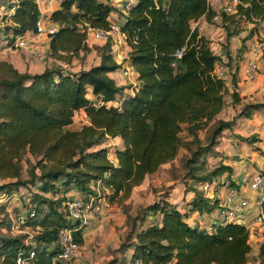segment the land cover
<instances>
[{"label": "trees", "instance_id": "obj_1", "mask_svg": "<svg viewBox=\"0 0 264 264\" xmlns=\"http://www.w3.org/2000/svg\"><path fill=\"white\" fill-rule=\"evenodd\" d=\"M118 1L123 9L132 4L123 12L113 0H60L59 8L47 15L57 32L48 37L51 62L43 72L20 73L12 63L0 61V193L11 196L25 188L32 196L38 217L26 227L42 231L34 239L39 247L30 264H61L59 235L75 227L63 211L69 191L77 189L84 198L101 194L111 204H123L166 165H171V180L194 196L185 201L184 211L171 194L143 208L133 220L128 244L122 245L124 254L133 252L131 264H248L253 248L246 225L218 218L209 231L188 222L189 212L204 215L222 207L203 187L214 185L220 192L218 180L224 175L231 179L235 172L224 162H210L221 154L225 132L237 126L236 120L218 119L227 96L241 103L236 58L229 52L224 58L215 54L200 32V22L212 24L216 11L208 0ZM240 1L247 7L240 6L233 16L224 14L223 23L233 25L235 35L243 25H254L241 55L254 37L264 47L255 24H264V0ZM0 4L9 12L0 17V41L13 43L36 33L44 16L39 0ZM116 12L130 48L123 63L116 61L112 36L98 47L89 44L91 31H110ZM93 51L101 60L98 66L71 70L75 61L83 62ZM223 59L228 60L225 76L230 75V81L216 74ZM125 65L135 73L136 84L120 86L110 76ZM80 111L88 123L72 130ZM259 112H264V103L246 104L238 120ZM237 137L257 147L258 137ZM111 139H121L123 148L105 146ZM234 182L228 184L238 188ZM259 205L258 213H264V196ZM44 207L48 211L39 218ZM12 226L8 220L0 224L1 231H7L0 234V264H17L19 256L29 260L33 249L25 243L27 237L11 236ZM75 239L84 246L82 232L75 233ZM259 257L264 264V243Z\"/></svg>", "mask_w": 264, "mask_h": 264}, {"label": "rangeland", "instance_id": "obj_2", "mask_svg": "<svg viewBox=\"0 0 264 264\" xmlns=\"http://www.w3.org/2000/svg\"><path fill=\"white\" fill-rule=\"evenodd\" d=\"M2 14H0V17ZM119 18V16H118ZM114 22V21H113ZM116 22V21H115ZM211 28L202 29V34L206 35L211 41V48L215 54L225 57L229 52L234 58H236L233 68H240V86L239 95L241 103H235L230 95L226 98V107L222 114L218 117L223 121H237V126L233 132L227 131L224 134L223 139L219 147L221 154L210 159L213 166L224 162L226 165L231 166L235 172L232 175L234 184L238 186H230L227 175H224L217 182L221 189L217 192L214 185L204 186L203 190L206 195L220 198L223 202V197L228 199L233 195H236L235 204H238L244 198L249 201V209L245 211L248 215L251 212L258 213L261 209L259 202L262 195L253 193L250 191V183L252 179L260 173H264V112L256 113L251 119H239L238 117L242 112L243 107L246 104H260L264 103V47L258 44L256 37L249 39L245 46L246 49L240 55V49L242 48L244 39L250 34L251 27L244 26L240 29V32L235 35L233 25H226L225 23H212ZM93 33L90 32L89 44L92 47H98L103 43H98L93 38ZM242 33V34H240ZM114 54L116 61L124 62L122 58L126 57L128 48L121 39H116ZM40 45L43 42L39 43ZM4 54V48L0 46V59ZM31 53L30 59L35 55ZM45 56V54H44ZM27 57V56H26ZM98 56L95 51L90 55L89 59L86 57L79 60L80 64L74 67L77 71L79 69L90 68L98 61ZM43 60V59H41ZM250 60H254L258 66L256 72V78L253 81H249L245 77L246 65ZM49 58L45 57L44 62H48ZM228 60L223 59L219 63V67H222L223 72L229 74ZM125 67H127L125 65ZM124 67V68H125ZM119 71L117 76L118 83L123 86L136 84L135 80H128L124 77L123 71ZM230 75L227 80L230 81ZM87 119L85 117L77 116L75 124L71 127L72 130L79 129ZM237 136L242 138H250L252 136L258 137L257 147L248 144ZM123 143L118 139H111L105 143V146L120 147ZM185 151H182L175 162L177 167L180 166V159ZM171 165L164 166L159 172L153 176L147 177L144 184L141 187L136 188L132 197L125 201L123 204L111 205V213L101 216L95 221L91 230L85 232L84 246L82 247L80 254L73 261L66 264H131V258L133 255L132 250L123 253L122 245L128 244V238L132 230L133 220L140 216L143 212V208L153 204L158 200L159 196L163 194H171V200L173 202L183 204L185 198H189L191 195L186 194L185 187L181 182H173L169 175ZM27 165L24 164L22 178H27ZM10 182V181H9ZM201 188V187H200ZM235 188L240 192H236ZM218 193L219 195H217ZM12 196V195H11ZM50 198L52 196H49ZM15 202L7 206L0 207V224L5 221L16 220L17 217L27 214L31 208L34 207L32 196L25 188H21L15 192ZM43 213L39 214V218H42L47 213L48 209L43 208ZM222 208H216L213 213L208 214V217L218 219ZM205 215V214H204ZM252 218V217H251ZM149 222V221H148ZM251 225V237L253 251L249 257L248 264H261L259 257L260 247L264 243V224L252 223ZM145 225V224H144ZM37 229L24 228L21 233L11 231V236H25L34 240L37 236ZM7 231H1L0 234H6ZM34 247L37 245L34 244ZM39 247V246H38Z\"/></svg>", "mask_w": 264, "mask_h": 264}, {"label": "built area", "instance_id": "obj_3", "mask_svg": "<svg viewBox=\"0 0 264 264\" xmlns=\"http://www.w3.org/2000/svg\"><path fill=\"white\" fill-rule=\"evenodd\" d=\"M208 3L212 7V9L216 11L213 23H222L224 14L228 16L237 14L238 8L240 6L247 7L243 5L240 0H208ZM131 4V2H127L124 6V9L122 8L123 12H125L124 10L130 8ZM119 22L121 21L113 22L110 26V31L108 32L92 31L94 32V40L98 43H105L107 37L112 36L115 42H117V38L125 41V37L121 33ZM255 24L258 25V31L260 33L259 35L261 37H264V24H262L260 21H256ZM246 26H249L251 28L254 27V25L251 24L245 25V27ZM36 29V33H28L25 36L17 38L13 43L2 41V45L9 50L27 49L31 45V40H33L35 37H49L50 35H53L55 34V32H57V28L51 24L49 17L45 14L37 23ZM33 54L37 59H41L43 57V52L36 47L33 49ZM126 58L127 57H124L122 59L124 60ZM257 69L258 66L256 62L254 60H250L246 65V79L249 81H253L256 78ZM216 74L220 78H227V76H225V72H223L222 67L217 66ZM123 75L128 80L136 81L135 73L129 67L124 68ZM249 187L251 192L259 193L260 195L264 196V175L258 174L257 176H255L252 179ZM236 197V195H233L229 198V203L231 204V206L227 210H223L220 212L219 222L243 223V213H245V211L249 209L250 203L244 198L238 204H235L234 202L236 200ZM13 198L14 195L9 196L8 194L0 193V207L7 206L12 202H15ZM111 205L112 204L109 202V200L101 194L89 198L77 197L71 199L69 198L67 200L64 205L63 211L66 213L67 218L72 221L75 227L64 230L59 235V245L62 249L59 257L61 264H66L73 261L80 254L82 246L76 241L75 233L82 232V238H84L85 232L92 225L93 219L105 215L108 210L111 209ZM37 217V211L33 207L27 212V214L22 215L19 218L17 217L16 220L12 219V230L17 233H21V230L26 228L28 221L30 219H36ZM255 218L257 223L264 224V213L262 211H260ZM211 230L212 228L210 227L209 231ZM36 254V250H32L29 260L25 259L22 256H19L17 259V264H30L31 260L36 257ZM136 264H142V262L140 260H137Z\"/></svg>", "mask_w": 264, "mask_h": 264}, {"label": "crops", "instance_id": "obj_4", "mask_svg": "<svg viewBox=\"0 0 264 264\" xmlns=\"http://www.w3.org/2000/svg\"><path fill=\"white\" fill-rule=\"evenodd\" d=\"M113 2L115 3V6L119 9H121L122 11V3L118 0H113ZM0 6H2V4H0ZM60 6V0H39V7H40V10L43 14L45 15H50L52 12H54L55 10H57ZM0 14H2L1 17H4L6 15L9 14V12L7 11L6 8L4 7H1L0 8ZM119 16V18H118ZM111 21L113 22H118V21H121V17L119 15L118 12L116 13H113L111 15ZM199 28H200V32L202 34V29L204 28H211V25L206 23L204 20L200 22L199 24ZM204 35V34H202ZM206 36V35H205ZM207 37V36H206ZM208 38V37H207ZM209 39V38H208ZM124 42V44L126 45V47L128 48L127 50V54H126V57L130 51V48L128 47L127 43L122 40ZM43 42V44H39ZM0 46L4 48V56L1 57L0 61H7V62H10L12 63L15 68L17 70H19L20 73H28V74H31V75H34V74H38V73H41L43 72L47 66H49L50 64V60L48 62H44V59L45 57H47V53H48V50H49V38L46 37V36H37L35 37L33 40H31V45L29 48L27 49H21V50H9L7 48H5L3 45H2V41H0ZM91 46V45H90ZM39 48L42 52H43V57L41 59H37V58H32L30 59V55L31 53H33V49L34 48ZM94 52V51H93ZM92 52V53H93ZM91 53V54H92ZM96 53V52H95ZM45 54V56H44ZM90 54V55H91ZM97 54V53H96ZM90 55L87 57L89 59ZM27 56V57H26ZM34 56V55H33ZM100 58H98V61L93 65L91 66L90 68H84V69H79L78 71L80 70H89L91 69L92 67H95V66H98L100 64ZM78 61H75L72 65V68L71 70L73 72H78L76 69H74L75 66H77L78 64H80V68L82 67V64L81 63H78ZM119 73H113L111 74L110 76L118 83V80H117V76H118ZM136 82V81H135ZM120 86H122L123 84H120L118 83ZM77 116H81V117H85L87 119V121H85V123H88V118L85 114L84 111H80L76 114V117ZM120 142L123 143V141L121 139H118ZM118 148H123V144L118 147ZM167 166V165H166ZM164 167V166H163ZM162 167V168H163ZM159 172V171H158ZM157 172V173H158ZM156 173V174H157ZM155 175V174H154ZM153 176V175H151ZM141 187V186H140ZM138 188V187H137ZM136 189V188H135ZM136 190H134L133 194L135 193ZM187 194V193H186ZM217 195H219L218 193H216ZM189 195H191L189 198H185L183 199L184 202L183 204H180V208L184 211L183 208H187L186 206L184 207V203L185 201L188 202L190 201L194 194L190 193ZM68 198H77V197H83L82 194L77 190V189H73L71 191H69V193H67L66 195ZM210 197H213V196H210ZM220 199V198H219ZM223 202L221 203V208L222 210L227 207L229 208L231 206V204L229 203V198L226 199L223 197ZM31 201V200H30ZM176 203V202H174ZM235 203V202H234ZM116 204V203H115ZM179 204V203H177ZM113 205V204H112ZM114 208V207H112ZM111 209L108 210V212L105 214L107 215L108 213H111ZM214 214V213H213ZM256 213L255 212H251L250 214H246L244 213L243 217H244V220H243V225H246L250 231H251V225H253L252 223H256V218H255V215ZM189 220L188 222L190 223V225L192 226H196V227H199V228H210L212 224H214V222L218 221V219H213V218H210L208 217V214H205V215H200L198 212H189ZM252 217V218H251ZM100 217H96L93 219L92 221V225L90 226V228H88L89 230H91V227L93 226V224L95 223V221L97 219H99ZM259 224V223H257ZM28 229H30L31 227H26ZM87 229V230H88ZM86 230V231H87ZM37 231L36 232L37 234L40 233L42 231L41 228H37ZM86 236V235H85ZM84 236V238H85ZM31 238H27L25 243L26 244H32L33 246V249L32 250H36V248L39 246V244H37L34 240H30ZM34 244L37 245V247H34ZM85 248V247H83Z\"/></svg>", "mask_w": 264, "mask_h": 264}]
</instances>
